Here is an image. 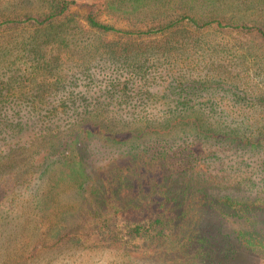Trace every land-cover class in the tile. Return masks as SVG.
<instances>
[{"label":"trees","instance_id":"trees-1","mask_svg":"<svg viewBox=\"0 0 264 264\" xmlns=\"http://www.w3.org/2000/svg\"><path fill=\"white\" fill-rule=\"evenodd\" d=\"M17 1L0 0L2 15L8 11L1 7L3 2L16 7L25 3L26 8L0 17V30L28 24L35 31L25 38L14 36V42L0 51L3 58L14 54L9 66L0 72V171L11 169L5 162L16 153L27 156L28 164L23 173L9 172L12 177L7 182L0 174V181H4L2 198L17 195L21 186L29 192L35 176L46 174L51 166L44 167V161L59 152L47 144L55 145V140L65 135L72 139L65 150L72 149L75 159L81 155L80 144L100 139L132 145L127 160L137 161L93 176L99 187L91 188L90 194L100 202L85 208L75 221L66 222L55 216L51 206L40 207L36 202L32 214L38 217L35 229L41 237V250L65 245L71 249L86 247L83 242L96 236L105 247L126 257L125 263L140 264L155 258L154 264H233L237 246L227 236L213 240L204 230L201 207L211 202L205 188H194V178L186 183L183 180L189 169L194 176L197 169L205 167L201 161L219 155L218 150L207 154L202 147L230 148L236 154L264 153V128L246 123L230 126L221 120L224 112L217 113L220 117L215 123L211 120L215 119L214 110H205V116L193 107L200 104L198 92L207 82L212 88L219 76L231 73L222 62L212 59L213 53L228 54L232 62L253 57L264 66V52H252L251 45L228 47L223 37L213 42L208 38L216 32L246 34L264 41V0H204L200 16L185 9L173 13L165 8L168 0H162L159 9L151 7L152 0H106L88 12L85 27L71 15L72 8L78 6L76 0ZM129 1H134L132 6ZM102 7L122 15L127 29L101 22ZM94 29L98 36H89ZM180 30L189 31V36H176ZM110 34L111 39H105ZM151 36L164 37L165 42L157 48H143V37ZM57 42L63 49L55 48ZM81 48H90L89 59L73 64ZM34 69L41 70L43 76L50 74L49 80L56 81L54 88L40 90ZM161 83H168L173 94L161 95L157 90ZM160 100L168 102L164 112L152 108ZM128 107L134 109L126 110ZM23 108L27 109L26 117ZM26 132L31 135L19 146L20 140L15 139ZM179 140L193 164L176 174L167 167L166 155ZM155 143L169 150L154 151L150 156L149 147ZM42 153L51 155L38 164L37 155ZM118 183L136 187L130 188L137 191L130 196L131 203L110 201L119 200L125 188L104 187ZM5 188L12 189L4 194ZM16 200L17 196L10 201L11 207L4 208L13 213ZM223 203V208L233 209V216L239 219L248 218L255 208L254 202L247 200L226 198ZM2 207L0 202V243L3 230L10 224ZM231 210L219 209L220 218ZM192 247L202 250L196 258L189 256Z\"/></svg>","mask_w":264,"mask_h":264},{"label":"rangeland","instance_id":"rangeland-1","mask_svg":"<svg viewBox=\"0 0 264 264\" xmlns=\"http://www.w3.org/2000/svg\"><path fill=\"white\" fill-rule=\"evenodd\" d=\"M76 1L78 6L72 8L71 15L83 22L82 25L85 27L87 25L85 18L88 12L93 10L95 5L103 6L106 0ZM168 1V7L165 8L171 9L173 13L184 11L185 9L187 13H194L196 16H200L204 12V5L206 4L202 2L204 0H195L194 2L192 0ZM17 2H20V0ZM163 2L162 0H152L150 5L153 9H159L162 7L161 4ZM133 3L134 1H129L130 6ZM24 6L25 3L16 7L14 4L9 6L3 2L1 7L8 11L2 15L0 10V17L13 14L12 12L17 10L22 12V10L26 9ZM102 8L104 9H100L103 11L99 14L101 22L112 24L119 29H127L128 22L121 19L122 15L119 13L114 15L110 10L107 11V7ZM86 29L90 30L88 26ZM34 31L33 27L28 24L6 27L5 30H0V51L6 50V46L14 42V36L21 34L23 35L22 38H25L28 35H32ZM95 31V29L92 30L89 36H98ZM55 32L59 33V31ZM183 35L189 36V31L185 30L183 32V30H180L179 33H176V36L179 37ZM112 36L113 34H110L109 38L105 39H111ZM222 37L228 47L237 43H244L246 46H252V52L254 50L264 52V41L254 39L246 34L222 35L212 32L208 36L211 42L213 40H221ZM12 38L13 40H11ZM164 42V37H143L141 46L149 50V48H157ZM58 43L60 42L56 43L55 48L63 49L59 47ZM89 50L90 48H81L80 56L75 58L73 64L88 61L87 52ZM54 51L57 52V50ZM13 55H11V58H3V53H0V72L9 66L8 63L13 60ZM212 55L213 60L222 62L227 69L231 70V73L228 76L224 75L222 78L219 76L212 88L207 87L209 84L207 82L198 92L201 96V98L199 96L200 104L193 107L200 109L205 116L208 114L206 111L214 110L215 119L212 118L211 120L215 123L217 122L216 119L220 117L217 113L221 114L224 112L225 115L222 116L223 119L221 120L229 123L230 126L246 123L254 127L264 128V66L261 67L260 63L256 62L253 57L242 62H232L228 54L218 55L213 53ZM207 57L210 58L211 55H207ZM33 71V77L36 76V80L39 81L36 84L41 87L40 90L45 91L46 88L48 91L54 88L56 81L51 82L49 80L50 74L43 76L40 73L41 70L35 71L34 69ZM157 90L161 95L169 96L173 94V90L168 87V83H161L158 85ZM209 95H211V100L208 97ZM123 105L122 107H125V104ZM152 108H155V111L164 112V110L168 109V102L160 100ZM128 109L134 108L128 107L126 110ZM26 112L27 109L23 108L24 117H26ZM30 135L29 132H26L21 136L19 135L15 140H20L19 146H22L27 142V138ZM55 142V145L53 142H49L47 147H52V151L58 150V153L50 154L51 156L47 155V153L37 155L38 164L42 163L46 156H50L49 159L44 161V167L48 164H51V166L46 174L37 175L35 176L36 179L33 178V183L29 186L31 188L29 192L24 189L26 186H21L17 189V195L11 196L9 199L2 198L4 197L2 190L5 178L7 182L12 177V174L8 175L12 170L16 171L17 174L26 171L27 156L17 153L14 156L11 155L12 160L7 158L5 162V164H11V169L7 172L0 171L2 178H4V181H0V202L3 203L1 210L5 212L7 223H10L3 230L5 236L0 243V264H139L137 262L125 263L126 257L105 247L96 236L83 242L86 247L71 249L65 245L57 246L50 250H41L39 241L41 237L35 229V221H37L38 217L32 214L34 213L32 208L36 207V202L40 203V207L49 208L51 206V209L55 210V216L66 220V222L75 221L81 217V212H85V208L92 207L100 202L99 197H93L90 194L91 188L99 187V183L93 176H98L101 171L108 172L118 166H126L130 161H132V164L137 162L130 159L127 160V157L130 156L128 151H130V146H132L130 144L116 145L100 139H93L79 145L81 155L75 159L76 156L71 155L72 149L65 150V146L72 142L68 135L55 140ZM182 143L180 140L174 143L177 147L166 155L167 167L172 168L170 170L176 174L185 167H191L193 164L188 162L187 151H184L186 147L182 146ZM149 148L151 149L149 152L150 156L154 154V151L169 150L160 143H155ZM203 149L206 150L207 154L218 150L219 155L212 154L205 161H201V164L205 165V167L197 169L194 172V176L193 171L191 172V169H189L183 181L186 183L194 178L196 181L194 188H205L211 201L201 207L203 209L202 221L206 224L205 232L213 240H219L223 236H227L231 243L237 246L231 263L264 264V153L256 155L251 153L236 154L234 149H225L224 147H202ZM60 151H64V153H60ZM115 160L118 161L115 162ZM124 172L127 176L130 174L125 169ZM83 182L84 184H82ZM104 188H125L119 200H110L112 203H120V205L129 203L130 196L135 192L137 193L135 189H130L136 187L130 186L129 183L105 185ZM10 189L12 188H5L4 194ZM8 195H12V192H8ZM16 196L15 204L17 207L12 213L9 212L11 210L4 207H11L10 201L12 202L16 199ZM32 197L36 199L29 200ZM226 198H232L234 201L247 200L254 202L255 208L248 214V218L239 219L233 216V209L223 208L225 206L223 202ZM219 209L231 211L227 212V217L220 218ZM7 212H9V216ZM127 217L128 219L132 218V216L128 215ZM124 220H126L125 217ZM239 233L242 234L238 239ZM193 248L195 247H192L188 253L190 257L196 258V255L202 250H193ZM192 258L189 259L192 260ZM155 261L156 259L154 258L152 261H143L140 264H154Z\"/></svg>","mask_w":264,"mask_h":264}]
</instances>
